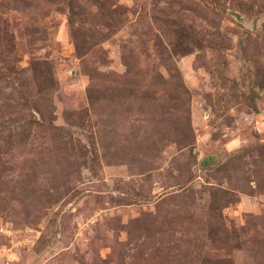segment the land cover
<instances>
[{"label":"rangeland","instance_id":"1","mask_svg":"<svg viewBox=\"0 0 264 264\" xmlns=\"http://www.w3.org/2000/svg\"><path fill=\"white\" fill-rule=\"evenodd\" d=\"M0 264H264V0H0Z\"/></svg>","mask_w":264,"mask_h":264}]
</instances>
